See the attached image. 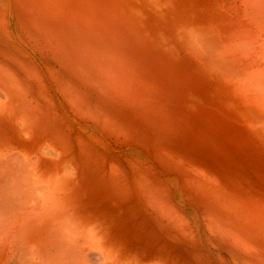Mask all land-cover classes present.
I'll return each mask as SVG.
<instances>
[{
	"label": "rangeland",
	"instance_id": "rangeland-1",
	"mask_svg": "<svg viewBox=\"0 0 264 264\" xmlns=\"http://www.w3.org/2000/svg\"><path fill=\"white\" fill-rule=\"evenodd\" d=\"M240 5L0 0V153L110 264H264L263 119L222 69L250 68Z\"/></svg>",
	"mask_w": 264,
	"mask_h": 264
},
{
	"label": "bare ground",
	"instance_id": "bare-ground-1",
	"mask_svg": "<svg viewBox=\"0 0 264 264\" xmlns=\"http://www.w3.org/2000/svg\"><path fill=\"white\" fill-rule=\"evenodd\" d=\"M243 5L249 26L241 45L245 55L242 61L251 59V69L240 68L236 58L227 56L222 60V69L246 83L254 99L252 109L263 119L264 129V0H243ZM200 46L206 48V42L202 41ZM216 59L221 62L219 55ZM37 172L38 168L26 162L20 153H0V264H110L114 261L112 253L93 234L85 232L72 219L58 216L60 200ZM94 249L98 252H93Z\"/></svg>",
	"mask_w": 264,
	"mask_h": 264
}]
</instances>
